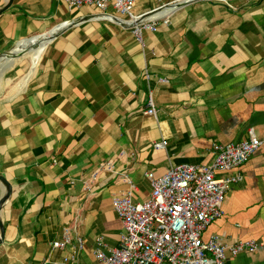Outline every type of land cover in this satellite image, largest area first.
Returning a JSON list of instances; mask_svg holds the SVG:
<instances>
[{
    "label": "crops",
    "instance_id": "crops-1",
    "mask_svg": "<svg viewBox=\"0 0 264 264\" xmlns=\"http://www.w3.org/2000/svg\"><path fill=\"white\" fill-rule=\"evenodd\" d=\"M173 1L134 0V13ZM8 3L0 13V176L11 194L0 212V264H64L76 244L53 248L63 229L83 238L73 263L97 264V241L112 249L122 233L111 205L126 189L120 173L142 202L146 173L209 164L213 144L243 142L250 129L264 137V0L193 1L164 12L168 23L142 31L141 42L93 7L0 0V9ZM73 20L82 21L36 57L27 46L1 59ZM149 94L155 117L145 114ZM104 162L114 173L100 168ZM239 172L223 216L202 237L255 240V254L225 264H264V146Z\"/></svg>",
    "mask_w": 264,
    "mask_h": 264
},
{
    "label": "built area",
    "instance_id": "built-area-1",
    "mask_svg": "<svg viewBox=\"0 0 264 264\" xmlns=\"http://www.w3.org/2000/svg\"><path fill=\"white\" fill-rule=\"evenodd\" d=\"M61 1L68 10L93 7L100 17L129 26L132 36L141 42L142 31L154 32L161 22L166 25L168 21L162 16L171 10L136 23L137 20L181 0L138 15L134 13V0ZM109 10L118 19L108 16ZM144 77L148 79L149 75L145 72ZM158 81L165 82L164 79ZM146 105L145 114L155 117L156 110L150 94ZM163 146L164 143L155 144L154 148ZM262 146L264 137H257L250 129L248 139L243 142L213 144V158L209 164L174 165L161 176L148 172L145 178L150 192L142 202L134 200L135 186L125 173H120L126 189L111 198V205L121 221L122 233L118 246L112 249H105L104 244L97 241L94 250L97 264H225L228 257L255 254L261 247L255 240L228 245L216 235L206 240L202 236L211 223L223 216L226 193L241 181L240 168ZM100 168L114 173L111 162H104ZM72 241L76 248L63 259L64 264H74L75 256L83 249V238L72 237L67 229H63L62 240L52 244L53 248L62 249Z\"/></svg>",
    "mask_w": 264,
    "mask_h": 264
},
{
    "label": "water",
    "instance_id": "water-1",
    "mask_svg": "<svg viewBox=\"0 0 264 264\" xmlns=\"http://www.w3.org/2000/svg\"><path fill=\"white\" fill-rule=\"evenodd\" d=\"M10 1L11 0H9V2ZM193 1H196V0H181V1L177 2L174 5H170V6L159 8L157 10H154V11L150 12L146 16H143L142 18L138 19L136 23H138L141 20H144V19H146L148 17H153V16L157 15L158 13L164 12L166 10H172V9L179 8V7H181V6L185 5V4L191 3ZM9 5L10 4L8 3L2 9H0V13H2L4 10H6L9 7ZM82 20H85V19H82ZM82 20H73V21L67 22L65 24H61L60 26L54 28L50 32H47L46 34L36 36L34 38L35 41L30 43L31 47H34L36 42H39V41L44 40V39L50 41L57 34H59L62 30L66 29L67 27L76 25ZM118 24H120V23H118ZM124 26H127V25H124ZM15 56H17L16 55V46L12 50L8 51L6 54L2 55L1 59H8V58L15 57ZM0 184L4 188V193H3V195L0 198V212H1L4 203L8 200V198H9V196L11 194V186L9 185V183L2 176H0ZM3 235H4V229H3V225H2L1 219H0V245H1L2 241H3Z\"/></svg>",
    "mask_w": 264,
    "mask_h": 264
},
{
    "label": "bare ground",
    "instance_id": "bare-ground-1",
    "mask_svg": "<svg viewBox=\"0 0 264 264\" xmlns=\"http://www.w3.org/2000/svg\"><path fill=\"white\" fill-rule=\"evenodd\" d=\"M34 38H30L28 40L21 41L16 46V52H20L21 50L25 49V47L31 46L30 43L34 42ZM49 42V40H41L39 42H36L34 47L32 48L31 54L36 57V55L44 48V46Z\"/></svg>",
    "mask_w": 264,
    "mask_h": 264
},
{
    "label": "rangeland",
    "instance_id": "rangeland-1",
    "mask_svg": "<svg viewBox=\"0 0 264 264\" xmlns=\"http://www.w3.org/2000/svg\"><path fill=\"white\" fill-rule=\"evenodd\" d=\"M33 56V55H32Z\"/></svg>",
    "mask_w": 264,
    "mask_h": 264
}]
</instances>
